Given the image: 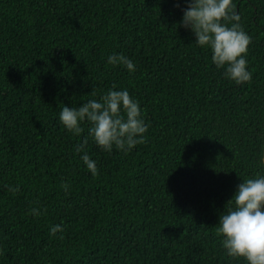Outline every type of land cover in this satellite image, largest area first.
I'll list each match as a JSON object with an SVG mask.
<instances>
[{
  "label": "trees",
  "instance_id": "obj_1",
  "mask_svg": "<svg viewBox=\"0 0 264 264\" xmlns=\"http://www.w3.org/2000/svg\"><path fill=\"white\" fill-rule=\"evenodd\" d=\"M235 3L252 38L243 84L176 0H0V264H246L217 228L242 180L264 175V0ZM114 52L136 71L109 65ZM113 84L150 126L128 154L89 138L92 176L74 153L88 123L73 134L59 112Z\"/></svg>",
  "mask_w": 264,
  "mask_h": 264
},
{
  "label": "clouds",
  "instance_id": "obj_2",
  "mask_svg": "<svg viewBox=\"0 0 264 264\" xmlns=\"http://www.w3.org/2000/svg\"><path fill=\"white\" fill-rule=\"evenodd\" d=\"M176 0L175 6L182 11L179 24L195 36L197 46L211 52V61L224 69V77L236 84L252 79L246 59L251 36L241 24L235 0ZM107 63L112 66L123 65L129 73L136 71V64L128 56L111 53ZM59 120L65 129L79 135L82 125L88 123V134L74 146L92 176L98 175L97 162L86 150L89 138L104 151L114 148L128 154L138 144L146 140L149 123L141 108L140 101L134 98L127 88H117L115 84L100 94L92 92L91 98L79 106L64 104L59 112ZM260 164H264V149L258 153ZM65 192L70 185H61ZM15 194L20 185H6ZM30 213L38 217L44 209L32 207ZM52 236L64 232L61 224L50 226ZM217 232L222 236L221 246L230 258H243L246 264H264V175L257 174L242 180L237 186L228 207L220 214ZM62 238V236H61Z\"/></svg>",
  "mask_w": 264,
  "mask_h": 264
}]
</instances>
